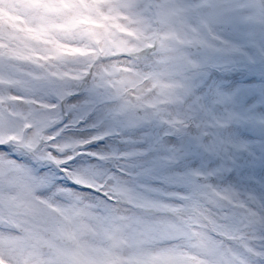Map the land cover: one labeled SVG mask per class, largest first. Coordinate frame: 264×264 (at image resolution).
I'll return each instance as SVG.
<instances>
[{"label": "snow or ice", "instance_id": "obj_1", "mask_svg": "<svg viewBox=\"0 0 264 264\" xmlns=\"http://www.w3.org/2000/svg\"><path fill=\"white\" fill-rule=\"evenodd\" d=\"M31 3L36 16L27 31L41 42L122 10L141 32L178 34L179 46L159 44L157 67L148 73L158 96L177 108L150 112L144 98L124 99L128 84L120 82L113 92L120 110L145 107L138 119L158 117L163 128L121 141L130 145L119 157L127 164L119 175L100 179L98 170L76 166L79 155L66 151L70 145L56 144L44 131L53 121L8 111L4 104L12 107L22 97L0 94V264H264V83L229 79L234 72L264 77V0H159L148 6L152 21L131 0L97 17L85 0ZM54 52L59 59L63 47ZM0 87L29 91L33 84L14 68L0 71ZM95 102L77 109L89 135L75 141L93 162L108 159L98 151L108 133L88 123L87 106ZM69 125L76 121L61 124L59 134ZM83 237L109 246L93 250ZM121 248H127L123 255Z\"/></svg>", "mask_w": 264, "mask_h": 264}, {"label": "rangeland", "instance_id": "obj_2", "mask_svg": "<svg viewBox=\"0 0 264 264\" xmlns=\"http://www.w3.org/2000/svg\"><path fill=\"white\" fill-rule=\"evenodd\" d=\"M88 29L94 31V29L89 27ZM129 31H131V33L128 37L126 35H119L116 38H111L109 36L113 33L112 31H95L99 33V37L90 38L84 34L83 29L75 30L74 33L77 36V40L73 42V45L80 49L81 53L74 55L76 60L72 64H65V69L71 73L72 78L52 77L45 80L33 81V87L31 88L32 94L28 99L39 101L44 104V108L48 107V109L42 110L40 109L41 106L38 105L37 107L33 105L30 108H25V114L32 113L53 121V123L49 125V128L58 125L60 123V118L71 115L70 120H75L76 125H69L64 133L61 134L64 136V141L61 144L70 145L71 147L66 149V151H73L79 155L77 167H91L98 170L101 173L100 179H106L108 176L112 175H119L120 173L118 170L127 164L126 160L119 158L121 155L118 154V152L122 151V149H129L130 145L121 143V141H125L129 138H140L144 136L146 132L159 133L163 128L162 125L158 124V117H152L144 121L138 119L139 117L145 116V107H138L134 111H121L119 101L115 99L113 95L114 89L119 86L120 83L114 85L112 78L107 79L103 86H101V81H99L93 89H90L91 86L85 87L78 84V81L82 77H87L86 72L83 71H95L98 59H104L105 61L109 59L120 60L121 63L124 64L128 61H132L140 68H145V65H147L149 61L151 62L152 60L159 59L158 53L160 49L159 51L155 50L151 52L153 48L156 49L159 47V39H156V37L153 38L157 45V47H153L152 44H145L144 41H149V39H143L142 35H137L133 28H129ZM151 35L152 33L149 34V36ZM93 44L102 45L100 50L107 52L108 55L97 58L95 55L96 50L92 47ZM143 45H147L150 51L145 50ZM242 73L250 75L254 72ZM35 76L38 78V76H40V71H37ZM89 78H91V76H89ZM133 92H135L134 89ZM61 93H67V95H64L63 99H61ZM93 98H95L96 102L94 104L90 103L87 106L91 119L88 120V117H85V120H88V123L99 124L100 127L97 130L108 133L104 141V146L98 150L106 153L108 159L95 162L87 155H80L82 146L75 143V141L89 135V131L87 130L88 124L81 121L80 113L77 109L80 106H84L86 100L91 101ZM131 99L134 103L136 102L135 95H133ZM163 101L168 102L172 109H175L177 106L176 103L173 104V102L169 100L160 98L158 96V90L156 96L153 98H144V104L148 106V110L150 112H159L160 114L167 109L165 105H162ZM73 105L77 106V108L74 109L72 107ZM70 107L73 109L66 110ZM70 120H64L63 123ZM48 130L49 129H45L44 131L48 132ZM76 148L77 150L75 151ZM15 158L20 159V157ZM127 177H132L134 179L133 176ZM129 186L131 187L132 185L130 184ZM127 214L131 215L132 213L130 211Z\"/></svg>", "mask_w": 264, "mask_h": 264}, {"label": "bare ground", "instance_id": "obj_3", "mask_svg": "<svg viewBox=\"0 0 264 264\" xmlns=\"http://www.w3.org/2000/svg\"><path fill=\"white\" fill-rule=\"evenodd\" d=\"M86 3L92 4L93 8L89 13L93 17H97V14L100 12L107 13L109 9H115L117 7H121L129 2V0H85ZM131 2L142 6L141 11L144 13L142 19L145 21L153 20V9L148 7L151 3L159 2V0H131ZM36 16V9L32 6L31 0H0V71L7 73L14 68L19 69V74L26 79L33 81L45 80L48 78L55 77H71V73L65 69V64H72L76 58L75 54L81 53L72 52L71 49H78L74 47L73 42L77 40V36L74 33L75 30L71 32L64 31L63 29L57 30L52 34L48 42H41L37 40H33L29 38V33L27 29L33 26V21ZM122 21H127L129 26H125ZM94 29L96 32L112 31L113 33L109 35L111 38H116L119 35H126L127 37L130 35L131 31L129 28H133L137 35H142L143 39H148L151 37L153 39H159V42L166 43L168 47H176L180 44V36L175 33H167L165 31H140L139 25L134 23L131 18L128 16L126 11H120L118 15L108 19L102 20L97 18L95 24H90L86 26H81L78 29L84 28ZM151 29H155L157 27L155 22H152L149 26ZM152 33L151 36L149 34ZM68 41V42H65ZM171 44H170V43ZM47 45L51 46L53 49L56 45H61L63 47L64 53L62 57L57 59L55 56L51 57L53 63L56 65L55 67H51L45 64V61L49 59V57L40 56L36 48L37 46ZM145 50L150 51L147 45H143ZM80 50V49H79ZM159 51V47L156 49H152L151 52ZM192 55L197 53L196 48L188 49ZM20 54H27L33 57L30 60L20 59ZM36 57H40V59H36ZM150 63V61L148 62ZM125 66L124 63L118 64L117 67L123 68ZM47 69V70H46ZM40 71V76L38 78L35 76L36 72ZM82 72V71H81ZM86 72V76L89 77L91 71H83ZM111 78V77H109ZM107 78V79H109ZM229 79L238 84H247V85H259L264 83V77L260 75V73L254 72L250 75L244 74L242 72H234L229 75ZM255 80V81H253ZM115 85L116 83L113 82ZM93 89V87H90ZM0 94L3 96L8 95H18L22 97L21 101L15 102L12 107H9L7 103L4 104V107L8 109V111H12L14 108L18 115H27L25 114V108H30L31 106H41L40 109H48V107H43V103L35 100H29L28 98L32 94V89L26 91L23 88H13L11 91L7 87H0ZM256 97H252L250 102L254 101ZM174 104V102H173ZM166 106V110L163 113H171L176 110L170 108V104L168 102H164L163 104ZM73 108H67L66 110H71ZM264 111V109H261ZM158 124L160 123V119H158ZM163 126V125H162ZM161 132V131H160ZM139 139V138H136ZM127 140H135V139H127ZM122 151H119L118 154L122 155ZM123 180L130 181L133 180L132 177L122 176Z\"/></svg>", "mask_w": 264, "mask_h": 264}, {"label": "clouds", "instance_id": "obj_4", "mask_svg": "<svg viewBox=\"0 0 264 264\" xmlns=\"http://www.w3.org/2000/svg\"><path fill=\"white\" fill-rule=\"evenodd\" d=\"M125 26H129L127 21H122ZM68 42V41H65ZM145 44H151L150 41H144ZM93 49L96 50L95 55L97 58L107 56L108 53L101 51L102 45L100 44H93ZM37 53L40 56L49 57L48 60L45 61L46 65H49L51 67H55L56 65L53 63V60L51 57L55 56L54 49L51 46L47 45H41L37 46L36 48ZM121 63L120 60H112L109 59L105 61L104 59H98L96 62L95 71L90 73L91 78L89 77H82L78 84L88 87L91 86L95 88L96 84L101 81V79H104L105 81L107 78L111 77L112 81L115 83L120 82H126L128 84L126 95L124 99L128 101H132L131 97L135 95V97H141V98H153L157 94V90L153 87V82L151 79L148 78V73L151 72L156 65V60H152L150 63L145 65V68H140L137 66L134 62L128 61L123 68L117 67V65ZM47 70V69H46ZM133 89L135 92H133ZM71 115L64 116L60 118V123L58 125H54L52 128H50L47 132L48 135H51L56 144H61L64 141V136L59 134V126L63 124L64 120H70ZM21 162L28 163L30 162L27 158L22 159ZM49 169L47 167L43 168L42 171H48ZM76 191H84L82 189L77 188ZM94 195V194H93ZM122 209L124 208L123 205L120 206ZM128 212H122V214H127ZM128 215V214H127ZM85 243L88 244V246L95 250L97 248H103L109 246L106 241H101L95 237H83L82 238ZM62 245H67L70 242L69 241H61ZM127 241H125V244ZM178 243L185 244L187 241H179ZM127 251V248H121L120 254L123 255Z\"/></svg>", "mask_w": 264, "mask_h": 264}, {"label": "water", "instance_id": "obj_5", "mask_svg": "<svg viewBox=\"0 0 264 264\" xmlns=\"http://www.w3.org/2000/svg\"><path fill=\"white\" fill-rule=\"evenodd\" d=\"M77 150V148L75 149V151Z\"/></svg>", "mask_w": 264, "mask_h": 264}]
</instances>
